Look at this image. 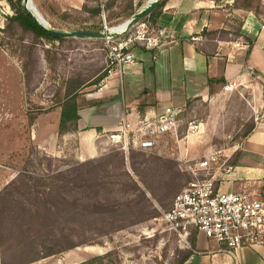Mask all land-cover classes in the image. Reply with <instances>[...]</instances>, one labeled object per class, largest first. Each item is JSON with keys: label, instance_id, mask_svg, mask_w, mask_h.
Masks as SVG:
<instances>
[{"label": "rangeland", "instance_id": "rangeland-1", "mask_svg": "<svg viewBox=\"0 0 264 264\" xmlns=\"http://www.w3.org/2000/svg\"><path fill=\"white\" fill-rule=\"evenodd\" d=\"M133 2L107 4L112 26L124 22L116 18ZM33 3L60 30L102 21V13L63 10L62 0ZM256 4L257 13L264 14L261 1ZM12 15L10 1L0 0V264H80L106 253H111L107 264H178L198 231H171L161 216L193 181L189 166L208 150L220 152V166L232 163L255 125L250 94L238 92L239 86L215 117L201 98L190 101L178 131L159 137L152 150L125 152L103 138L82 142L94 126L60 133L57 103L69 81L88 82L100 72L96 85L81 89L79 100L99 88L104 43L36 39L10 23ZM207 46L213 50L215 44ZM191 120L204 122L205 128L188 133ZM87 143L94 153L85 150ZM90 160L97 171L81 175V164ZM52 249L58 253L47 256Z\"/></svg>", "mask_w": 264, "mask_h": 264}, {"label": "crops", "instance_id": "crops-1", "mask_svg": "<svg viewBox=\"0 0 264 264\" xmlns=\"http://www.w3.org/2000/svg\"><path fill=\"white\" fill-rule=\"evenodd\" d=\"M62 1L63 10L78 12H85V4L96 5L94 0ZM133 1L131 11L136 13L149 0ZM260 1L264 5V0ZM257 10L256 0H166L155 21L149 20L169 31L168 43L156 50L136 49L135 63L121 77L102 79L99 88L87 94L86 99L78 100L81 104L78 130L71 133H79L92 124L94 128L82 142L103 138L101 141L110 144L111 140L103 136L131 131L145 116L157 115L167 107L187 109L190 101L197 98L209 104L215 117L227 104L228 95L237 90L225 92L224 85L236 82L241 87L238 92L247 90L250 94L248 104L255 116V128L235 150L232 163L217 171L216 178L224 190L264 196V14H258ZM131 17L120 14L116 20ZM101 26L102 21H96L73 30H94L90 27ZM63 39L103 42L76 37ZM250 41L253 46L248 52ZM211 42L215 44L213 50L207 46ZM99 74L86 84L96 85ZM60 119L59 107L58 123ZM201 123L203 129L205 123ZM85 150L94 153L89 143ZM184 264H264V246H241L230 253L198 231L195 249Z\"/></svg>", "mask_w": 264, "mask_h": 264}, {"label": "built area", "instance_id": "built-area-1", "mask_svg": "<svg viewBox=\"0 0 264 264\" xmlns=\"http://www.w3.org/2000/svg\"><path fill=\"white\" fill-rule=\"evenodd\" d=\"M108 1L101 0L102 26L103 30L111 31L116 26L109 25L107 20L105 8ZM170 38L165 27L142 20L119 38L104 39L106 67L102 81L121 77L125 67L135 63L136 49H160ZM238 87V83L230 82L223 90L231 92ZM184 111L185 108L167 107L157 115L145 116L133 130L111 134L110 143L125 152L132 148L152 150L159 137L178 131ZM201 128L202 123L197 120L186 124L190 134L200 132ZM219 162L218 151L189 166L193 181L174 197L161 221L169 230L178 233L187 234L192 229L203 232L230 253L241 246H264V196L224 190L216 178L217 171L223 166Z\"/></svg>", "mask_w": 264, "mask_h": 264}, {"label": "trees", "instance_id": "trees-1", "mask_svg": "<svg viewBox=\"0 0 264 264\" xmlns=\"http://www.w3.org/2000/svg\"><path fill=\"white\" fill-rule=\"evenodd\" d=\"M12 8L14 9V15L10 16L8 20L10 23H16L23 31H30L34 33L36 39H46L48 41L59 40L64 41L63 38H57L55 36L50 35L46 30H44L36 21L35 19L28 13L23 6V0H9ZM96 5L90 7L87 4L83 6V10L93 16H99L102 12V8L100 5L99 0H94ZM166 0H162L161 4L154 10L146 19H152L155 21V16L157 15L159 9L164 5ZM109 7L113 4L114 0L109 1ZM106 5V7L108 6ZM142 6V5H141ZM108 8V7H107ZM132 5L128 7V9L123 12V14H128L131 17L135 11H131ZM90 29H101L103 27H90ZM253 46V42H249V49L250 52ZM86 86V82L83 80H73L65 83L64 85V95L58 101L57 105L61 108V119L59 123V131L60 133H67V132H74L78 130V121L80 119L79 110L81 104L79 103V96L80 90ZM255 128V125L250 129V131L245 135L247 137L252 130ZM96 162V161H95ZM94 160H90L89 162L82 163L83 170L81 171V175H88L91 174L93 171L97 169L95 166ZM97 171V170H96ZM85 173V174H84ZM145 194V193H143ZM74 246V244H73ZM72 246V247H73ZM195 249V239L192 246V249L187 252V254L182 258V260L178 264H184V262L191 256L193 250ZM64 249H60L59 252L63 251ZM58 253L57 250L52 249L48 252L47 256H51ZM111 255V253H106L104 255H95L90 259L80 263V264H107L106 259Z\"/></svg>", "mask_w": 264, "mask_h": 264}, {"label": "water", "instance_id": "water-1", "mask_svg": "<svg viewBox=\"0 0 264 264\" xmlns=\"http://www.w3.org/2000/svg\"><path fill=\"white\" fill-rule=\"evenodd\" d=\"M162 2V0H149L148 3L136 12L131 18L124 21L122 24L114 27L111 31L109 30H60L51 27L46 19L37 12L36 6L33 0H23L24 9L30 13L35 21L50 35L57 38H87V39H98L104 40L107 38L114 39L121 37L128 29L139 23L146 17H148Z\"/></svg>", "mask_w": 264, "mask_h": 264}]
</instances>
